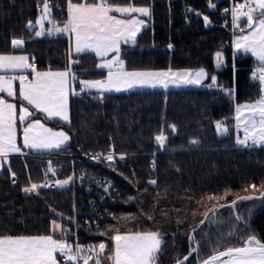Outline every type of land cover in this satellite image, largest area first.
<instances>
[{"label":"trees","instance_id":"1","mask_svg":"<svg viewBox=\"0 0 264 264\" xmlns=\"http://www.w3.org/2000/svg\"><path fill=\"white\" fill-rule=\"evenodd\" d=\"M43 1L0 0V56L22 54L40 71H63L69 62L67 39L36 33L37 7ZM49 1L57 26L66 22L68 3L82 2ZM105 2L150 10L149 26L134 45L122 47L126 71L202 69L216 83L209 84V77V85L197 89L85 91L70 97L67 123L38 117L66 133L69 141L59 151L13 156L2 165L0 239L51 236L52 222L71 217V190L40 189L49 167L44 159L53 158L50 165L65 177L70 164L58 158L83 160L100 152L118 157L88 169L110 180L117 193L105 203L109 215L96 228L79 230L81 241L104 246L100 264H112L114 238L123 234H158L163 241L156 264H176L188 254L182 264H198L216 252L243 246L250 237L264 245V199L237 200L238 193L264 186V148H235L234 107L258 99L261 85L254 60L232 56V34L222 16L229 0ZM14 41L21 42L18 50ZM78 58L82 83L104 77L95 70V58ZM219 124L225 126V136L218 134ZM75 197L78 205L90 194L80 189Z\"/></svg>","mask_w":264,"mask_h":264},{"label":"rangeland","instance_id":"2","mask_svg":"<svg viewBox=\"0 0 264 264\" xmlns=\"http://www.w3.org/2000/svg\"><path fill=\"white\" fill-rule=\"evenodd\" d=\"M248 8L244 15L235 13L234 35L232 36V56L247 55L251 57L256 65L254 74L258 75L261 85V94L258 99L252 102H242L234 107V139L238 148H264V0H246ZM83 3V2H82ZM117 17L109 19L108 23L98 24L96 36H90L88 31L82 33L83 43L88 44L87 51L97 59L95 69L102 71L105 77L96 80H89L87 88L89 92L103 94H125L138 91H171L184 89H197L207 87L216 83V77L209 76L202 69L193 71H144V72H113L110 69L111 62L121 61L122 47L135 44L142 27L140 18H149L148 8L113 7L105 2ZM69 6V5H68ZM109 10V11H111ZM112 12V11H111ZM108 19V18H107ZM74 57H81L74 53ZM15 64L10 80L6 81L3 90L10 96H15V78L25 77L31 70V64L25 55L18 54L15 57ZM76 58V59H77ZM82 61V60H81ZM217 65L222 66L221 57L216 60ZM31 72H36L32 70ZM210 77V83L207 81ZM39 82L38 77L28 79V84ZM11 87V88H9ZM31 94L29 104L34 112L52 120L57 117L67 123L69 121V100L72 94L67 91L50 90L46 87H27ZM50 102L53 107L51 108ZM24 104L14 102L8 106L0 107V152L13 154L22 151L19 147V134L22 125L27 122L30 114L34 113ZM216 130L220 136L226 135L224 125H217ZM225 134V135H224ZM13 156V155H12ZM10 157V156H9ZM6 158L0 159V169L7 163ZM250 187L247 191L240 192L238 196L256 195L259 189ZM36 187L31 188L26 194L33 193ZM60 232V222L54 221L51 224L50 233L54 236ZM47 237V236H46ZM18 241H35L36 243L46 241L47 238H17ZM47 241H53L52 236ZM62 241V240H61ZM162 238L155 233H138L118 235L113 241L112 264H156L157 255L162 244ZM49 243V242H48ZM63 245V242H61ZM49 245V244H48ZM244 245L260 244L253 238H248ZM99 246L102 253L103 247ZM49 248V247H47ZM48 250V249H47Z\"/></svg>","mask_w":264,"mask_h":264},{"label":"crops","instance_id":"3","mask_svg":"<svg viewBox=\"0 0 264 264\" xmlns=\"http://www.w3.org/2000/svg\"><path fill=\"white\" fill-rule=\"evenodd\" d=\"M82 2L68 3L69 6L67 5L66 8V22L64 25L57 26L53 19L43 18L42 24L36 26V33H38L39 36L46 34L57 36L59 34H62L68 41L69 55L74 59H76L74 57V53L79 56L87 55L95 58L93 54L87 51L88 46L86 45L88 44L83 43L84 38L82 33L85 30L90 33V36H96L95 33L98 24L100 25L102 23H108L109 19H114V17H117L116 13H114L113 10L110 9V7L103 9L98 3H88L85 0H82ZM109 10H111L112 12ZM149 19L150 17L140 18V21L142 22L141 30L149 26ZM16 55L18 54L0 56V107L6 108L8 104L19 102V104L26 105V107L30 108L32 112H34V106L28 103L29 97L27 95L29 94H27V92L29 90L26 89L27 87L33 88L48 86L50 90H69V92L72 94V90L70 87V77L67 74L66 70L52 71L50 69H46L44 71H40L37 69V67H32V65L30 67L31 70L25 77L17 75V77L15 78L14 88H12V90L16 92L15 96H10L9 94H7L2 87H6L7 83L5 82L10 80L9 78L13 74L11 69H13L14 67V57ZM110 69L115 73H122L125 70L123 62L119 60L111 62ZM32 70H36V72H31ZM33 77H38L39 82L35 83V85H33L34 83L28 84V79L32 80ZM87 82L88 81L82 83L86 88ZM86 88L85 91H89L88 89L86 90ZM6 98H9L10 100H7ZM50 103V107L52 108L53 104L52 102ZM38 117L44 119V117L35 112L30 114L27 122L22 125V128H20L19 147L22 151L15 152L13 154H5L0 152V159L6 157L9 158V156H30V154L52 153L59 151L61 148L66 146L69 141L67 134L61 130H53L49 128L43 123L42 120L38 119ZM52 120L60 122L63 121L57 117L53 118ZM235 148H238L236 143ZM240 149L251 148L244 147ZM51 236L54 238V236L57 237L59 236V234H55L54 236L51 234ZM17 238L0 239V264H58V253L63 249V245L61 243L62 241L60 239L54 238L56 246L53 247V241H47L50 236L19 237L47 238L45 239L46 241H41L39 243L31 241L32 239H29L28 241H18Z\"/></svg>","mask_w":264,"mask_h":264},{"label":"built area","instance_id":"4","mask_svg":"<svg viewBox=\"0 0 264 264\" xmlns=\"http://www.w3.org/2000/svg\"><path fill=\"white\" fill-rule=\"evenodd\" d=\"M97 3L103 9L107 8L105 0H97ZM37 8L40 11L37 25L42 24L43 18L52 19L49 0H44ZM247 8L248 2L246 0H229V6L222 16L224 25L229 28L232 36L234 35L235 13L244 15ZM183 10L189 11V8L185 6ZM57 12L61 13V9L58 8ZM57 37L65 38L62 34L57 35ZM20 44L21 42L14 41L13 47L18 49ZM68 61L66 72L70 77L72 94L80 95L85 92V87L78 77L79 70L76 67H80L82 61L79 58L74 59L70 55ZM31 65L37 67L35 63ZM255 76L258 77L257 74ZM116 157L118 156L94 152L83 160L58 158L70 164V171L65 177H60L59 169L50 165L53 158L44 159L49 167L43 182L40 184V189L51 191L71 190L74 202L71 217L64 218L60 222L59 236H61L63 242V249L58 253V264H100L101 252H99V246L93 242L81 241L79 230L82 228H96L98 221L109 215L108 210L104 207L105 203L113 201L117 192L110 180L92 175L88 166H98L101 162L110 161ZM11 179L14 181L13 176H11ZM80 189L90 194V198L85 202H79L77 205L75 196Z\"/></svg>","mask_w":264,"mask_h":264},{"label":"water","instance_id":"5","mask_svg":"<svg viewBox=\"0 0 264 264\" xmlns=\"http://www.w3.org/2000/svg\"><path fill=\"white\" fill-rule=\"evenodd\" d=\"M264 199V190L261 191L258 195H245L238 197L237 200H261ZM234 203L230 204V207H233ZM190 256L188 254L176 264H182ZM242 259H255L264 264V245H243L239 247L228 248L219 252H216L209 257L205 258L198 264H227L231 261L242 260Z\"/></svg>","mask_w":264,"mask_h":264},{"label":"bare ground","instance_id":"6","mask_svg":"<svg viewBox=\"0 0 264 264\" xmlns=\"http://www.w3.org/2000/svg\"><path fill=\"white\" fill-rule=\"evenodd\" d=\"M227 264H260V262L255 259H242V260L231 261Z\"/></svg>","mask_w":264,"mask_h":264}]
</instances>
